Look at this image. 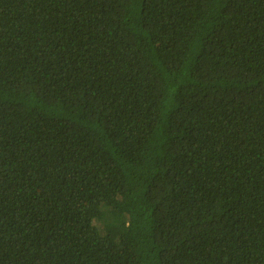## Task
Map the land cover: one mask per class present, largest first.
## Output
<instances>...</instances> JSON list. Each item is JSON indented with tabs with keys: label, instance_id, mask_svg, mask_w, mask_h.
<instances>
[{
	"label": "trees",
	"instance_id": "1",
	"mask_svg": "<svg viewBox=\"0 0 264 264\" xmlns=\"http://www.w3.org/2000/svg\"><path fill=\"white\" fill-rule=\"evenodd\" d=\"M0 264H264V0H0Z\"/></svg>",
	"mask_w": 264,
	"mask_h": 264
}]
</instances>
